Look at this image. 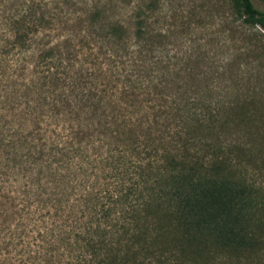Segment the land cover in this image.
<instances>
[{"label": "trees", "instance_id": "16d2710c", "mask_svg": "<svg viewBox=\"0 0 264 264\" xmlns=\"http://www.w3.org/2000/svg\"><path fill=\"white\" fill-rule=\"evenodd\" d=\"M164 2L0 0V264H264V154Z\"/></svg>", "mask_w": 264, "mask_h": 264}, {"label": "rangeland", "instance_id": "374dc122", "mask_svg": "<svg viewBox=\"0 0 264 264\" xmlns=\"http://www.w3.org/2000/svg\"><path fill=\"white\" fill-rule=\"evenodd\" d=\"M164 1L161 11L171 8L175 13L174 18L167 20L176 19L171 28H177L180 10L186 20L190 19L185 31L170 39L186 55L190 54L188 69L204 70L209 78L205 86L212 94L218 93L217 99L231 98L244 104L247 110V117L240 115L242 121H235L225 137L234 141L249 140L264 154L263 34L256 27L239 25L225 0ZM252 2L257 7L264 6V0ZM112 4H115L112 18L131 28L132 0H112Z\"/></svg>", "mask_w": 264, "mask_h": 264}]
</instances>
